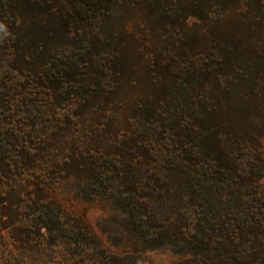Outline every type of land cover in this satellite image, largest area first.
<instances>
[{
  "label": "trees",
  "instance_id": "obj_1",
  "mask_svg": "<svg viewBox=\"0 0 264 264\" xmlns=\"http://www.w3.org/2000/svg\"><path fill=\"white\" fill-rule=\"evenodd\" d=\"M231 12L247 25L187 34ZM263 39L264 0H0V108L19 109L0 114V264L79 254L78 193L113 203L142 251L264 264ZM78 127L86 145L47 152Z\"/></svg>",
  "mask_w": 264,
  "mask_h": 264
},
{
  "label": "rangeland",
  "instance_id": "obj_2",
  "mask_svg": "<svg viewBox=\"0 0 264 264\" xmlns=\"http://www.w3.org/2000/svg\"><path fill=\"white\" fill-rule=\"evenodd\" d=\"M243 7H245L243 5ZM118 9L119 14L121 12L125 13L123 18L130 28L134 29L135 25L141 24V14L140 10L136 9ZM199 20H190V30L187 34L192 35L201 33L205 34L211 29L214 30H230L239 26L247 25V17L241 16V14L229 13L227 16L217 21L218 24L210 23H200ZM200 23V24H199ZM239 25V26H238ZM214 28V29H213ZM135 29H137L135 27ZM196 31V32H195ZM137 37L139 34H136ZM199 38V37H198ZM264 46V39L262 42ZM130 68L134 74L135 80H139L141 85L146 81V74L143 71V67L140 63H137L133 56L129 57ZM264 58V56L259 55L257 61ZM264 60V59H263ZM135 85L131 83L129 86ZM141 85H136L137 89L131 91V94L127 96L125 106L140 100L143 97L144 88ZM123 104V105H124ZM56 106V105H55ZM123 107V106H122ZM58 108V107H57ZM64 107L61 106L58 112L62 114L61 121L67 119L69 115H74L72 111L67 113V110H63ZM19 109L16 108L15 103H12L11 108L7 110L2 107L0 108V114L2 117L5 115H18ZM67 115V116H66ZM124 113H120L119 119H123ZM18 120V119H15ZM59 120V117H57ZM67 130V129H65ZM90 138L86 134L81 133V129L78 127L76 129H68L66 135L63 133L59 134L58 140L55 143V147L51 150H47L49 153H54V151L62 152L64 151L69 143L77 146H84L88 142L85 141V137ZM64 137V138H61ZM85 141V142H84ZM78 198L72 207V210L77 219L83 222L86 230H84L83 235L86 236V241L80 242L83 244L78 248L81 249L79 254H72L64 252V248L61 245L53 246L52 251L39 256L32 255L29 251L22 253V249H17L15 254L16 263L23 264H103L100 263V259L108 258L109 256L120 257H131L132 262H142L141 264H194V258L192 255L186 253H179L172 250L169 246L161 247L155 250L142 251L141 247L134 244V238L132 240V235L129 229L125 227L124 214L113 204L104 200H89L85 194L78 193ZM63 200V198H62ZM69 200V199H68ZM131 236V237H130ZM103 250L106 254H98V251ZM94 259H96L94 261ZM63 261V262H61Z\"/></svg>",
  "mask_w": 264,
  "mask_h": 264
}]
</instances>
